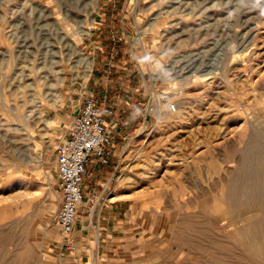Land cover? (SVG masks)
Wrapping results in <instances>:
<instances>
[{"label":"rangeland","instance_id":"374dc122","mask_svg":"<svg viewBox=\"0 0 264 264\" xmlns=\"http://www.w3.org/2000/svg\"><path fill=\"white\" fill-rule=\"evenodd\" d=\"M125 49L147 95L117 163L136 239L124 262H260L226 195L255 136L264 142V0H0V264L58 263L56 151L71 123L59 131L56 116L103 51L112 61ZM251 170L244 186L260 180ZM183 221L222 246L184 249Z\"/></svg>","mask_w":264,"mask_h":264},{"label":"crops","instance_id":"0c3cea01","mask_svg":"<svg viewBox=\"0 0 264 264\" xmlns=\"http://www.w3.org/2000/svg\"><path fill=\"white\" fill-rule=\"evenodd\" d=\"M106 10L104 9L105 12ZM109 23L107 20L98 23L97 28L100 29V35L104 33L103 30L108 27ZM121 41L123 42L122 39ZM96 44L99 43L95 42L94 45ZM121 46L119 43V47ZM102 54H104V51ZM102 54L100 55L102 64H98L99 68H97L94 79H90L84 85V88H75L73 93L69 95L71 99L65 103V107L56 116V122L60 125L59 131H62L64 127L66 128L67 123L64 121L69 120L72 123L85 99L90 96L97 100L100 107L108 105L115 110V116L108 126V133L113 138L114 146L112 163L107 167H101L97 164L90 165L84 177L83 188L86 200L94 192H102L103 188L113 190V194L110 200L99 206L93 219L89 217V214L84 217L86 207L81 209L82 213L80 211L78 222L71 237L63 236L61 230L59 235L62 238H59V235L54 232L52 233V246L49 248V256L52 261L58 262L52 264H134L124 262V259L128 257L127 253L131 252L130 246L136 242V239H134L135 231L130 219V201L124 199L122 195H116V188L114 187L117 182L118 171L116 168L120 153L119 149L124 144L131 130L130 128L140 122L139 118L142 115L138 114V110L142 103L141 100L147 94L143 87L138 88L139 84L133 82V80L135 81V70L132 65L134 58L130 55L128 49H125L122 55L118 52L117 56L119 58L117 57L112 61L108 59L107 55ZM120 64L125 69L122 70L123 72L120 70V68L123 69ZM65 108H68L70 112H75V114H72V117L69 116L66 114L67 112L63 111ZM68 131L60 136V138L62 137L60 142L67 138ZM116 197L119 199L114 200Z\"/></svg>","mask_w":264,"mask_h":264},{"label":"built area","instance_id":"2783aa9c","mask_svg":"<svg viewBox=\"0 0 264 264\" xmlns=\"http://www.w3.org/2000/svg\"><path fill=\"white\" fill-rule=\"evenodd\" d=\"M176 110V105H171ZM115 116V110L108 105L99 106L93 97H87L74 116L66 139L56 151L58 188L61 203L55 214L56 224L65 237H71L83 207L88 209L92 219L99 206L112 198L113 190L103 188L85 199L84 177L92 164L107 167L114 158L113 138L108 126ZM119 165L116 170L118 171Z\"/></svg>","mask_w":264,"mask_h":264},{"label":"bare ground","instance_id":"6f19581e","mask_svg":"<svg viewBox=\"0 0 264 264\" xmlns=\"http://www.w3.org/2000/svg\"><path fill=\"white\" fill-rule=\"evenodd\" d=\"M70 44L71 43L69 42V45ZM79 50L80 49L77 48V52H80ZM27 80H29V78ZM254 141H255V144L251 147V150L249 149L250 152L244 153L243 161L240 165V171H241L240 175L235 177L228 186L226 201L228 205L230 206V208L232 210L234 209L238 211L240 215L245 218V219L243 218V220L246 221V224L243 227H240L238 229V232L240 233V236H241V239L239 240V242L244 245L248 244L251 248L250 249L251 253L255 257L262 259L260 262H257L255 264H264V167H263L264 159H262L261 157L262 150H264V142H262L260 135L259 136L256 135L254 138ZM255 156H258V159L260 161L255 160ZM256 165H258V167H255ZM252 168H256L260 171L261 173L260 180H256L252 178L251 180H249V184L247 186H244L243 185V179H244L243 174L244 175L245 173L249 174V171ZM250 176L251 175H249V177ZM116 199L118 198L117 197L114 198V200ZM210 233L211 232H210V229H208V227H203V226L192 224L188 221H183L182 224L180 225V234L178 233L179 236L177 235V238L179 237L180 241L182 242L181 243L182 247L186 250L195 249L196 251L197 250L205 251L208 248L222 246V245H219L220 243ZM261 233L263 236H261ZM213 255H214V252H213ZM219 255L221 256L222 254H219ZM18 256H21V255H18ZM220 256L218 258H220ZM214 258L216 259L217 256H213V260L216 262L215 264H233V261L232 263H230L229 261L226 262L225 260H220L221 258L219 260L218 259L215 260ZM239 258L241 260L240 256ZM203 264H206V263H203Z\"/></svg>","mask_w":264,"mask_h":264}]
</instances>
